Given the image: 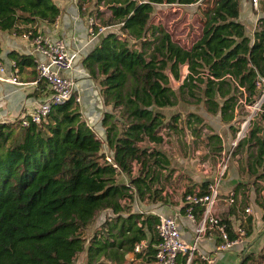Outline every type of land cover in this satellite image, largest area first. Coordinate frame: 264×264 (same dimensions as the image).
Segmentation results:
<instances>
[{"label":"trees","instance_id":"1","mask_svg":"<svg viewBox=\"0 0 264 264\" xmlns=\"http://www.w3.org/2000/svg\"><path fill=\"white\" fill-rule=\"evenodd\" d=\"M76 2L83 18H94V36L111 27L83 61L110 109L101 121L106 139L83 119L75 98L54 106L40 125L24 127L20 119L0 123V264H76L81 254H86L84 264L155 262L159 218L134 212L132 203L164 200L169 177L163 171L171 162L157 148L165 144L167 133L187 128L196 137L206 131L213 154L224 151L204 117L189 113L185 121L179 114L168 119L164 111L181 103L203 107L229 125L235 137L232 123L238 94H243L239 89L245 88L250 102L257 75L264 74V15L252 43L240 22L241 0ZM160 5H198L202 31L192 45H181L154 20ZM61 13L55 0H0V32L35 39L39 24L56 25ZM8 57L17 69L36 66L31 55L11 51ZM184 67L188 73L183 78ZM171 76L182 81L177 91ZM263 121L264 115L235 151L247 152L240 174L253 183L237 184L232 206L239 191L246 199V192L255 189L264 200ZM106 150L113 164L106 160ZM120 175L129 183H120ZM208 186L203 183L200 192L205 194ZM193 192L195 187L186 193ZM257 203L264 221V201L257 198ZM105 211L112 214L87 238L86 231ZM182 212L188 214L189 207ZM191 212L200 219L202 210ZM221 222L235 239L231 222ZM253 222L249 217L244 223L246 236ZM143 241L148 247L136 253ZM177 264H187V256Z\"/></svg>","mask_w":264,"mask_h":264},{"label":"crops","instance_id":"2","mask_svg":"<svg viewBox=\"0 0 264 264\" xmlns=\"http://www.w3.org/2000/svg\"><path fill=\"white\" fill-rule=\"evenodd\" d=\"M55 3L62 10L57 24L49 26L40 23L38 30L43 33L44 37H49L53 40H63L68 46L69 52L71 54H77L73 76L76 82L75 94L81 99L79 103L80 112L82 113L83 119L94 129L97 136L104 141L106 139V131L102 127L101 121L104 113L110 109L103 103L100 86L91 79L83 64L85 57L98 45L100 37H91L86 20L81 16L76 0H55ZM262 6L264 5L261 3V17L264 15V8ZM241 15H243V12ZM196 38L197 35L192 36L190 43L193 44ZM24 39L19 37L16 38L15 36L12 37L9 32H1L0 43L2 52L0 53V65H4L10 73L16 70L19 81L25 85L17 86L11 83L0 82V123L15 122L16 120L23 119V117L28 115V113L35 108V103L42 100L47 94V90H45V86L42 83L40 85L34 84L37 81L36 66H27L17 69L14 67V61L8 57L11 51H17L20 54L33 56L35 62L37 56L34 55L33 44L31 41ZM182 45L189 46L190 44L183 42ZM183 73L187 75V67H184ZM206 115H209L210 118L213 117L215 124L221 126H219L220 128L218 127L217 133L214 132V130L213 133L221 138L222 147H224V151L227 150L234 139V135L230 131L228 134L223 132L227 128L230 129L229 125H224L219 116H213L211 114ZM236 118L237 114L235 113V119ZM207 122L208 121H206L207 125L210 124L209 126L215 129L211 122H208L209 124ZM233 124L234 121L232 125ZM206 141L208 144L209 141L207 137ZM182 142L183 145L180 144L179 147L178 145H176V147H169L166 138L165 144L159 146L157 149L162 151L171 162V167L163 171L164 177L177 178L183 190L180 191L177 189L174 193L165 186L163 201L151 202L148 199L144 202L135 201L132 203V207L133 211L136 213L146 212L155 215L163 213L164 215L177 216L182 238L185 243L191 245L196 238V223L189 219L187 214L182 212V209L185 208L183 198L187 192L184 187L186 186L187 189L195 187V192H199L203 183L214 181L217 176L218 163L222 153L213 154L211 152L212 147L208 145L210 150L208 149L209 151H207V154L217 158L216 171L213 172L214 168L211 167L208 170L207 165L203 162L202 157L203 154H205L203 150L194 149L188 152L185 148L184 141ZM172 156L176 157V161L172 160ZM246 156L247 152L243 151L239 156H234L231 160L228 172L221 184L220 198L213 209V213L220 220H229L232 225V230L235 233H237L239 227H243L249 217H253V231L249 236L247 235L245 237L244 243L241 246H236L229 252L218 254H215V252L221 240L220 231L218 228L208 231L199 242V251L206 257H215L214 264H245L248 261H251L252 264H264V259L261 258L264 254L263 208L257 203V198H259L261 202L264 201L261 196L263 194L258 195L254 191L255 189L250 190V192L248 190L246 192L248 204H245L244 201L246 199L244 194L239 191L236 196L237 205L235 204L232 206L229 202L230 194L234 191L237 184L253 183L247 175L240 174V168L243 166ZM118 179L120 183H129L127 177H124V179L119 177ZM186 182H188L187 185ZM162 184L163 181L160 185ZM244 205L251 209L250 214H246ZM199 220L197 219V222ZM258 243H261V246L257 248L258 251L256 252L255 245ZM133 258V255L129 256V260H133ZM135 264H142L141 260H136ZM144 264L158 263L153 261ZM195 264H202V261L200 259H195Z\"/></svg>","mask_w":264,"mask_h":264},{"label":"built area","instance_id":"3","mask_svg":"<svg viewBox=\"0 0 264 264\" xmlns=\"http://www.w3.org/2000/svg\"><path fill=\"white\" fill-rule=\"evenodd\" d=\"M244 1L241 0V13L243 12ZM248 1L257 14L251 32H248L245 27L247 36L253 43L261 18V3L264 0ZM240 22L243 24L241 20ZM95 25V20L89 19L90 32L93 31L92 28L94 29ZM106 30V28L101 29L98 36ZM24 38L31 40L34 47V55L37 56L35 59L37 81L34 84L40 85L42 83L45 86V90H47L45 97L36 102L34 105L35 108L21 119L22 125L28 127L31 124L40 125L51 113L54 106L63 105L73 98H75V102L80 103L81 99L75 94L76 82L73 76L77 54H71L66 43L60 39L53 40L49 37L42 36L30 39L29 35H25ZM13 64L16 67V63L13 62ZM0 82L11 83L17 86L25 85L19 81L16 70L10 73L4 65H0ZM256 88L257 92L250 102L247 100L245 88L240 87L239 89L243 94L239 96L235 108V113L237 114V118L234 120L236 135L228 149L220 155L216 179L209 183L205 194L199 191L184 195V207H189L190 211L187 216L196 223V238L193 244L189 245L184 242L177 216L164 215L163 213L157 214L159 224L156 230L159 242L154 248L156 249L155 261L158 264H177L180 256H187V264H192L195 259H200L202 264H214L215 257H206L200 253L199 242L208 231L215 228H218L220 231L221 238L220 243L216 247L215 254L229 252L236 246H241L244 243L246 237L244 227L238 228L237 236L232 240L226 226L214 215L213 209L220 198L222 181L228 172L231 160L235 156V151L239 143L248 137L251 127L255 123L260 122L264 115V74L258 73ZM106 160L110 164H113L112 156H110L108 151L106 152ZM234 200L235 194L232 192L229 199L230 204H233ZM193 208H200L202 210L198 222L195 214L191 212ZM245 212L246 214H250L251 209L248 208ZM148 245V241L137 244L135 252L140 253Z\"/></svg>","mask_w":264,"mask_h":264},{"label":"rangeland","instance_id":"4","mask_svg":"<svg viewBox=\"0 0 264 264\" xmlns=\"http://www.w3.org/2000/svg\"><path fill=\"white\" fill-rule=\"evenodd\" d=\"M243 5H244L243 15L241 16L240 19L243 22V24L245 25V27L247 28L248 32H251V30L254 27L257 14L254 12L251 3L248 0H245ZM101 11H104V9L101 8ZM89 19H94V18H89ZM89 19L87 18L85 20H86V23H87L88 28H89V33H90L91 37L93 38L94 32L93 31H92L93 33L90 32L91 27L89 26ZM154 20L156 22H159V23H162L163 25H165L168 28V30L170 31V33L172 34L174 40L180 44L181 43L183 44V42H185V43H189L190 45H192L190 43L191 37L197 35V38L194 40V42H195L199 38V36L201 35V31H202L201 30V28H202L201 14L198 11V5H192V6L160 5V6H156V11L154 13ZM108 28H111V27H107L106 29L108 30ZM92 30H93V28H92ZM11 35H12V37L15 36L13 34H11ZM39 35L44 37L42 32H39ZM0 36H1V32H0ZM97 36H95V37H97ZM15 37L18 38L17 36H15ZM19 38L24 39V37H19ZM29 41H31V40H29ZM183 46H187V45H183ZM184 76H185V74L183 73V78H184ZM181 83H182V81L181 82L176 81L171 76V87L174 90L177 91L179 86L181 85ZM238 96H240V94H238ZM183 109H185V110H183ZM164 113L166 114L168 119L170 117H172L173 115L179 114V115H181L182 120H184V121L187 118V116L189 115V113H195L199 116L204 117L205 120L207 119L206 121H208L209 123L211 122L212 125L215 127V129H213L214 132L218 131V129L221 127L219 124H215V120L213 117L210 118L209 115L208 116L206 115V114H208V112L203 107H191V106H188V105L181 103L174 108L166 109L164 111ZM182 127H184V126H182ZM183 131L184 132L180 131V132H169V134L167 133L166 138H167L168 146L169 147H173V146L176 147V145H178V147H179L180 144L183 145L182 141H184L185 148L188 150V152H191L194 149L203 150L205 153V154H203V157H202L203 162L205 163V165H207L208 170L212 167V168H214L213 172H215L216 171L215 168L217 166V158L209 156L207 154V151L210 150L208 148V144L206 141L207 132L204 131L200 137H196V136H194V134L192 133V131L190 129L184 128ZM229 131L231 133H233L229 128L225 129L223 132H225V134H228ZM242 152H243V149L237 151V153H235V156H239ZM191 156H192V154H191ZM175 159H176V157L172 156V160L176 161ZM119 177H121V179H124V177H127V176L120 175ZM187 180H190V179H187ZM178 182L179 181L177 180V178L174 179L171 177V178H169V180L167 182H165L164 186L171 189L174 193L176 192L177 189L182 191L183 187L180 186L181 184ZM187 184H188V182H186V185ZM184 188H186V190H187L186 186ZM111 214L112 213L110 211H105V212L100 213L97 216L94 225H92L86 231V237L90 238L93 235V233L95 232V230L97 228H99V226H101V224L104 223V221L107 219V217ZM260 246H261V243H258L255 245V249H256L255 251L256 252L258 251L257 248H259ZM85 261H86V254H81L78 257L76 264H84ZM245 264H252V262L248 261Z\"/></svg>","mask_w":264,"mask_h":264}]
</instances>
